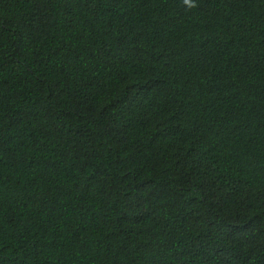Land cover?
<instances>
[{
    "label": "trees",
    "instance_id": "1",
    "mask_svg": "<svg viewBox=\"0 0 264 264\" xmlns=\"http://www.w3.org/2000/svg\"><path fill=\"white\" fill-rule=\"evenodd\" d=\"M0 0V264H264V0Z\"/></svg>",
    "mask_w": 264,
    "mask_h": 264
},
{
    "label": "clouds",
    "instance_id": "2",
    "mask_svg": "<svg viewBox=\"0 0 264 264\" xmlns=\"http://www.w3.org/2000/svg\"><path fill=\"white\" fill-rule=\"evenodd\" d=\"M185 3L189 5V7H195L194 0H185Z\"/></svg>",
    "mask_w": 264,
    "mask_h": 264
}]
</instances>
